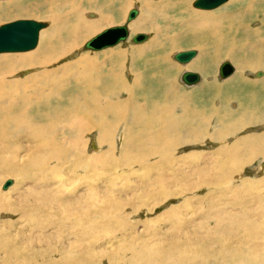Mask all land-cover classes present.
Returning a JSON list of instances; mask_svg holds the SVG:
<instances>
[{
    "label": "bare ground",
    "instance_id": "6f19581e",
    "mask_svg": "<svg viewBox=\"0 0 264 264\" xmlns=\"http://www.w3.org/2000/svg\"><path fill=\"white\" fill-rule=\"evenodd\" d=\"M99 1L100 0H48L47 3L49 7L46 9V14L48 16L46 14L45 15L51 22L50 27H53L54 25L57 26L58 24L60 26L71 24L65 32L67 36L63 45L64 49H60L59 53L53 54V52L50 51L51 46L46 44V42L44 43V41L42 40H40V43L38 41V47L36 46V50L32 52L9 51L6 53H0V69L7 68L13 65L19 69L21 74V82L20 84L16 85H13L10 82L0 78V114H2V112L4 111V118H6L7 115L10 116L16 108H22L19 109V111H17L14 115H12L10 117L11 120H9L13 121L16 119L22 121L23 119H25V117H27V113H30V110H32L30 108V110L27 109L30 104L26 106V103L29 102V100H31L30 102L32 104L30 106L34 107V105H41V103H44L46 100H49L50 102L57 99V97L52 95L51 89L57 88V84L62 80V78H56V72L59 69H55L54 65H56V62H58L65 54L71 52L69 58L72 56L73 48L71 46L70 39L75 43L80 44L83 39L90 35V33L96 31L97 28L93 26L95 22L96 24H101L105 21H111L110 16L105 15L103 12L97 9L99 8V6H97ZM142 1L149 6V10H152L153 8L161 10V8H164V2H167L169 0H165L163 2H157L153 0ZM225 2H227V0ZM143 3L141 4V6L143 9L142 12L144 13L146 5H144ZM182 3H184V1H182ZM157 4L160 5L157 7L155 6ZM60 9H63V13H59ZM135 9L138 10V15L139 9L136 7ZM92 11H96L99 17L95 20H88L87 18H85V16L88 17ZM5 12H2L0 15H4L7 13ZM220 14L222 15V13ZM128 15L126 21L121 24L127 25L126 28L128 34L130 28L135 32L142 29V27L145 28L147 26L148 23L146 19L141 17L142 14H139L138 18L134 20L133 23L130 22L135 19L137 15L130 21H128ZM204 15H210V17L214 16V14L211 15L208 13L201 14V16ZM217 16L220 17V15ZM205 18L207 17H203L204 20ZM211 21L214 22L213 20ZM215 21H218V19H215ZM47 23L49 24V22ZM243 25L242 27H240V29L245 28L243 27ZM231 26L232 25L229 26V32L233 34L237 31L239 32V30H237V27L235 30ZM43 28L40 31L42 32V36L46 37L48 36L46 33H48L50 35V38H53L55 31H48ZM56 29H58V27ZM104 30L97 33L89 40L95 38ZM137 34L138 33L131 37L130 40L132 42H134L132 38H134ZM127 37L129 38V35ZM89 40H87L85 44ZM149 40L145 41L147 42ZM65 43L67 44L65 45ZM84 46L81 47V50H83V52L80 53L81 55L87 54L88 52H91V50H99L109 47L106 46L103 48L95 49L84 48ZM77 52L79 53L80 50ZM104 53L108 52L104 51ZM196 57L197 55L192 57L187 62H178L187 64ZM242 59L243 58H240L235 61L237 66L234 72L238 71V69L239 71L236 72L237 74H231L232 79L230 78L231 80H228L229 82H231V85L232 82H237L245 77L243 74V70L246 69L245 66H247V62L245 63L244 61H242ZM221 63L219 64V66L221 65ZM262 63L263 61L256 63L254 65V68H263L264 63L263 66H260L262 65ZM71 67L72 64L70 63L69 68ZM25 69L31 70H26L28 74L23 75V71H25ZM63 69L65 71L66 67H63ZM185 71L196 72L193 70H184L182 72L181 80L185 85L193 86L201 81L202 75L198 73L199 81L197 83H186L182 78V75ZM256 75L260 76L257 82H262L264 84V71H258L256 72ZM61 100L63 101V99ZM111 101L109 103H111ZM113 103L111 104L114 105ZM52 105L54 106V104ZM69 105L71 107L73 106L72 99L69 100ZM164 105L167 104L165 103ZM64 107L67 108L66 105ZM181 108L183 110L184 107ZM100 109L103 110V108L101 107ZM102 110L100 111L102 112ZM116 110L117 109L113 111L116 112ZM104 111L105 110H103V112ZM110 112H112V110ZM230 113L231 112H229V114ZM52 114L53 117H55L53 118L55 121L52 123L50 129H46L51 130L49 132L56 133H51L52 137L54 135V139H52V137L50 139L42 138L45 133L41 134L40 132L38 134L39 131L33 132V126L31 125L32 127H28L27 125L25 126V134L27 133V135L22 133L23 140H21V137L20 140L28 144L30 140H35V142L37 143L42 138L43 141L40 143L43 144L42 149H30L29 152L30 155H32V159L27 158L29 156V153H27L26 155L20 150H16L15 152L11 153L12 156L10 155V159H12V162L20 165L21 168H23L22 170H25V172L29 170L32 176L27 175L26 178H22L21 175L24 172L21 173V170L19 171V169H17V165L14 168V165L9 166V164L7 165L9 166L8 168H5L6 166H4L5 169L3 168V171L6 172L4 174L5 176H13L17 179H15L14 182V179L12 178L13 183L10 185L11 187L5 190H3V185L7 179L3 182L2 186H0V216L2 215V217H0V242H4L6 246L7 264H27L26 262L29 258L34 264H113V261L116 257H120L123 255L127 257V260H130L131 263L129 264H157V262L165 264V261H167L168 259L170 260V262L168 261L169 263L167 264H178V260L174 258V255L177 254L178 250L176 249V245L183 246V250L185 249V246L187 247V249L193 247L196 251V249L199 250L205 244L206 247L201 251L203 252V256L199 260H191L190 264H264V192H260V186L264 188V184L262 183L263 179H261V176L264 175V165L261 169L259 168L260 172L256 177H246L242 174L240 175V177H237L234 180H231L230 178L228 180V183H226L227 179L225 178V175L220 172L222 170L223 173L229 174V172H227L226 170L232 169L236 172L240 170L242 168V165L237 166V163L243 156H247V152L245 150L243 151V149L247 146L241 149L239 146H237L241 142L239 143L237 141L238 144L235 145L236 141L233 142L231 140V143L234 144L231 146L229 145L230 147H227V144H225L219 147L215 152H208L210 156L216 157V164H220L219 173L213 172L211 174V171H203L190 174V172L194 171L195 167L189 166L193 162L189 163V158L185 159V157H187L188 155L185 153V155H182L179 158H175L173 156L175 151L179 147H181L180 144H177L176 140L174 142L172 140V142H168V140H165L170 143V145L171 143L174 144L172 145V149L169 144V149L165 145L163 148L161 147L162 149L160 147L149 149L145 145V147L139 148L134 153H132L131 148H125H128L129 145L131 146V139H135L136 137L133 138L134 135L130 137V133L128 137L127 129L123 128L127 133L122 130L123 132H121V135H119V137L121 136L120 139H122V144L125 146L122 150L120 149L119 152L121 153L120 156L124 161H121V164H116L113 163V161L110 162L109 159L112 160L114 156H117L116 154L118 151L115 147L117 142L116 134L118 125L109 127V139L107 138V140H109L108 150L104 151V153H101L100 147L95 142L96 144L91 149H88V153V146L86 147V144L90 136L89 135L87 137L90 123H86L84 118L79 116L80 114L73 109H70V111H66L64 109L62 112H60L58 111V108H54L52 109ZM231 115H233V113H231ZM227 118L230 119L229 116ZM136 119L137 118L133 120L130 118L132 122L136 121ZM223 119L225 120L224 117ZM111 120L113 122L119 121L114 118H111ZM235 120H237V118ZM98 123L100 124V122ZM131 123L130 126L132 127ZM104 124L105 123H103V125ZM1 126V130H6L9 127V123L7 124L6 122L5 125L2 124ZM222 127L224 126H221V128ZM228 127L229 126H227V128ZM59 128H62L64 130L62 132L65 133L62 141H57L55 137L57 136V134H59L57 133L58 131L56 132V130H59ZM28 131L30 132L28 133ZM43 131H46L49 134L47 130ZM100 131L102 132V130ZM260 131L262 132V130ZM263 132L262 134H264ZM13 133L14 132H12V135L15 134ZM33 133L37 134L35 136L36 138L32 137ZM222 134L223 133L221 132V135ZM256 134L254 136L255 138H258L259 136L257 137ZM257 135L260 134L258 133ZM14 136L11 137L14 138ZM50 136L51 135H49V137ZM3 137L1 138V140H3ZM6 137L9 139L8 135ZM17 137L19 138V136ZM194 137V140H196V136ZM29 138L30 140H28ZM14 140L18 141V139L15 138ZM9 141H7V143H9ZM64 142L68 144H66L67 146L65 147L62 146ZM133 143H136L135 140ZM157 143L158 142H155V144ZM13 144H15V142ZM194 144H196V141H194ZM259 144L263 147L264 143ZM21 145L23 146V144ZM6 147H8V145ZM83 148H85L84 151L82 150ZM14 149L16 148L14 147ZM69 149H71L77 157L73 156V159H67L71 155ZM250 149L249 151H251ZM68 152H70V155H68ZM194 153H196V151ZM253 153L255 154V152ZM148 154L151 155L150 159L154 160L153 162L152 160H148L150 162L143 160V157ZM5 156L7 155L5 154ZM156 156L160 157L157 159H153ZM196 157L197 156H195V158ZM231 158L235 159L236 164L231 161ZM125 160H129V162L127 163V161ZM229 160L231 162H229ZM196 161L202 163V158H200L199 160L197 159ZM123 163H126L127 168H120ZM179 163L188 164V168L179 166L177 167ZM3 165L2 163H0V166ZM196 166H198V164ZM31 170H35L37 174L33 176V172ZM171 174H176L177 178H173L171 180ZM1 179L2 177H0V180ZM235 180H237L238 182H236ZM213 181H216L217 184L213 183ZM235 183L241 184V186L233 187V184ZM187 184L188 186L186 187ZM204 184L207 185L208 188L203 197L202 186ZM194 186L195 188H193ZM180 193L183 200H181L179 206H182V208H172L168 209V211L157 214L156 210L159 206L165 205L164 202L169 197L177 196ZM200 197H203V199H201ZM115 208L118 210L115 214H113V212H115ZM214 208L217 209V211L214 210ZM143 212H145L146 214H151V216L149 215L150 218L147 217L143 219ZM160 214L162 215V217L160 216ZM11 217H15L14 221ZM177 219L179 222H177L176 224L179 225L180 223H184V225L187 224L188 226V228L184 230L183 233H179L177 236H175H179L181 239H176L175 241L173 237H168L169 234H166V232L163 233L158 231V227H161L163 225L161 223L163 222V220H168L170 223H172ZM109 222L116 223V227H114V225H109L107 227V223ZM167 228L168 224H165L163 226V229ZM116 232L119 233H117L118 236L112 235ZM125 235H129V238H124ZM122 240H126V242L128 243L120 245L119 243ZM64 243L65 246L63 245ZM159 244L161 245V247H159ZM53 248L55 257H52L53 260H50L49 256L51 254L48 256L45 255L47 251H51V249ZM14 251H16L18 255L22 256L10 258L8 254ZM255 251H257V253H252ZM223 252L231 254H228L226 256L222 254ZM129 253H134L136 256H131L129 255ZM40 256H43V262L37 261Z\"/></svg>",
    "mask_w": 264,
    "mask_h": 264
},
{
    "label": "rangeland",
    "instance_id": "374dc122",
    "mask_svg": "<svg viewBox=\"0 0 264 264\" xmlns=\"http://www.w3.org/2000/svg\"><path fill=\"white\" fill-rule=\"evenodd\" d=\"M153 1L163 2L165 0ZM182 1H184V3H182ZM193 1L194 0H169L167 2H164L163 4V9L165 10L164 11L162 8L161 10L157 8L149 10V6L146 5L145 2L143 3L142 0H100L97 5L99 6V8L97 9L103 12L105 15L110 16L111 21H105L101 24H96L95 22L93 26L97 28L96 31L90 33V35L85 39H83V37V40L80 44L75 43L70 39L71 46L73 48L72 56L69 58L71 53L69 52L62 56V58L58 62H56V65H54L55 69H59L56 72V78H62V80L57 84V88L51 89L52 95L57 97V99L50 102L49 100H46L44 103L42 102L44 105L41 103V105H34V107L30 106L32 104L30 102L31 100H29V102L26 103V106L30 104L27 109L30 108L32 110L29 109L30 113H27V117H25V119H23L22 121L16 119L13 121H9L11 120L10 117L22 108H16L17 110L15 109L12 112L13 114L11 113L10 116L7 115L6 118H4L3 116L5 112L2 110L4 113L2 112V114H0V126L2 124L5 125L7 122V124L9 123V127L8 129H6L7 131L1 130L2 126L0 127V133H2L3 131V133L0 134V153L2 152L0 154V163H2V165L4 164L3 166H0V169H2L0 170V177H2V179L0 180V186H2L3 182L7 178H13L14 182L16 179L13 176L4 175L6 173L5 171H3L4 166H6L5 168H8L9 166L14 165L13 167L15 168V166L17 165V169H19V171L21 170V173L24 172L21 175L22 178H26L27 175H31L28 169V171L25 172V170H22L23 168H21L20 165L12 162V159H10V155L12 156V152L20 150L26 155L27 153H29V156L26 157L32 159V155H30L29 150L33 148L42 149L43 144H40L43 141L42 138L50 139L52 137V134H56L53 132H49L51 130H48L50 129L52 123L55 121L53 119L55 117H53L52 114V109L54 108H58V111L60 112H62L64 109L66 111H70V109H73L80 114L79 116L84 118L86 123H90L89 131L87 132V137L90 135L88 138L89 140L86 144V147L88 146L87 152L88 149H91L96 143L100 147L101 153H104V151L108 150L109 140H107V138L109 139V127L118 125L116 134L117 142L115 147L118 151L116 154L118 157L114 156L112 160L109 159L110 162L113 161V163L121 164V161H124L120 156L121 153L119 152V150H122L125 145L122 144V139H120L121 136L119 137V135H121V132L123 131L127 133L126 130L123 129L125 128L128 131V137L129 133L130 137H132L133 135V138L136 137L135 139H131V146L129 145L128 148H125H131L132 153H134L139 148L145 147V145L149 149L156 147L163 148L164 145L169 149L170 143L168 142H174L176 140L177 144H180L181 147H179L180 145L178 146L180 149L178 148L173 156L175 158H179L182 155H185V153L188 155L187 157H185V159L189 158V163L193 162L189 166L195 167L194 171L190 172V174L203 171H211V174L213 172L219 173L220 164L217 165L216 157L210 156L208 152H215L219 147L225 144H227V147H230L234 144L231 143L232 141H236L235 145H237L238 142H241L237 145L241 149L247 146L243 149V151L245 150L247 152V156H243L241 159L238 158L239 161L237 163V166L242 165V168L237 172L232 169L226 170L227 172H229V174L223 173L222 170L220 172L225 175V178L227 179L226 183H228V180L230 178L231 180H234L237 177H240V175L242 174L246 177H256L260 172V169L264 165V144L263 147L259 144L264 143V134H262V132L264 131V86L262 85L264 84L262 82H257L260 76L256 75V72L264 71V67L261 69L254 68V65L256 63H259L260 61H263L264 63V0H228L224 4L214 9L205 10L194 7ZM47 2L48 0H0V14L5 11L7 12H5L6 14L4 15H0V25L21 18H32L49 22L48 26L43 29H46L48 31H55V34L53 38H50V35L48 33H46L48 36L45 37L42 36V32H40L39 43L40 40L44 41V43L46 42V44L51 46L50 51H52L53 54H57L59 53L60 49H64L63 45L67 36L65 32L71 24L65 26H60L58 24L57 26L54 25L53 27H50L51 22L46 17V9L49 7ZM142 3L146 5L144 13L142 12ZM159 5L160 4H157L155 6L158 7ZM135 7L139 9V13L137 17H135V19H133L130 23H133V21L138 18L139 14H142L141 17L146 19L148 23L145 28L142 27V29L135 32L130 28L129 38L127 40L115 44L114 46H109L99 50H91V52H88L87 54H80L81 52H83V50H81V47L84 46L87 40L108 27L123 24L126 21L128 12ZM212 12L214 16H201L202 13L213 15ZM59 13H63V9H60ZM220 13H222V15ZM217 15H220V17ZM98 17L99 16L96 11H92L88 17L85 16V18H87L88 20H95ZM203 17L207 18H205L204 20ZM215 19H218V21H215ZM230 25H232L231 27H233L235 30L237 27V30H239V32L237 31L234 34L229 32ZM242 25L245 28L240 29ZM57 27L58 29H56ZM141 32L148 34V38L146 40H150L147 42L144 40L142 41V43H134L130 40L133 35ZM66 44L67 43H65V45ZM36 48L24 52H32L35 51ZM192 48L197 49L198 54L197 57L193 58V60H191L189 63L182 64L173 58L175 52ZM79 50L80 52L78 53L77 51ZM104 51H107L108 53H104ZM240 58H243L242 61H244L245 63L247 62V66L249 65L248 67L245 66L246 69L243 70L245 79L243 78L244 80L241 79L237 82H232L231 85V82L229 81L232 79V75L238 72L239 69L238 71L233 72L232 75L228 76L227 78L221 79V77L218 75V67L222 61L230 60L236 68L237 65L235 61ZM70 63L72 64L71 68H69ZM263 63L260 66H263ZM63 67H66L65 71ZM26 70L30 71L31 69H25V71H23V75L28 74ZM184 70H193L200 73L202 75L201 81L193 86L185 85L181 80V74ZM20 75L21 74L19 69L13 65L7 68L0 69V78L10 82L13 85L20 84ZM61 99H63V101ZM70 99H72V107L69 105ZM110 101L111 103L114 102V105L109 103ZM51 103L54 104V106ZM165 103L167 105H164ZM65 105L67 108L64 107ZM102 105L107 108H104ZM100 107L105 110V114L103 110L100 109ZM181 107H184L183 110ZM114 108L119 110H116L115 112L113 111L115 110ZM100 110H102V112ZM111 110L114 115L112 112H110ZM229 112L233 113V115H231V113L229 114ZM259 114L261 115V117ZM221 116H223L225 120ZM226 116H229L230 119H228ZM235 117L237 118V120H235ZM111 118L119 121L113 122ZM130 118L133 120H135V118L137 119L136 121L132 122ZM123 119L127 120L124 121ZM98 122H100V124ZM140 122L143 124H141ZM103 123L105 124L103 125ZM130 123L132 127L130 126ZM38 124L41 126H39ZM27 125L28 127L33 126V132L39 131L38 134L40 132L41 134L45 133L41 140H39L37 143L35 142V140H30V138L28 139L30 140L28 144L21 141L23 140L22 136L23 134H25V126ZM221 126L224 127L221 128ZM227 126H229L230 128H227ZM235 127H237L238 129ZM41 128L43 130H47L49 134L46 131H43ZM100 130H102V132ZM260 130H262V132ZM62 131H64L62 128L56 130V132L59 133L57 134V136H55L57 141H62L63 136L65 135V133ZM12 132L15 133H13L15 136L12 135ZM29 132L30 131H28V133ZM221 132L223 133L222 135ZM203 133L205 136L203 135ZM256 133H259L263 137L257 135ZM255 134L257 137H259L255 138ZM7 135L9 139L6 137ZM25 135H27V133ZM36 135L37 134L33 133L32 137L36 138ZM49 135L51 136L49 137ZM11 136H14V138L18 139V141L14 140V138ZM17 136H19V138ZM194 136H196V140H194ZM2 137L3 140H1ZM52 139H54V135ZM6 140H10L11 142L9 141V143H7ZM134 140L136 142L135 144L133 143ZM165 140H168V142ZM194 141H196V144H194ZM14 142L15 144H13ZM155 142L158 143L155 144ZM20 143L23 144L24 147ZM66 144L67 143L64 142L62 146L65 147L68 145ZM4 145H8L9 149ZM172 145L174 144L171 143V149L173 147ZM3 146L5 147V149ZM14 147L16 149H14ZM248 148H251V151H249ZM82 150L84 151L85 148H83ZM69 151L71 152V155L70 152H68V155L70 156L67 159L71 160L73 159V156L77 157L71 149H69ZM195 151L196 153H194ZM253 152H255V154ZM5 154L8 157L5 156ZM149 155L150 154L145 155L143 157V160H152L150 159L151 155ZM195 156L197 157L195 158ZM159 157L160 156H156L153 159H157ZM194 158L196 160L202 158V163H199ZM125 161H127V163L129 162V160ZM153 161L154 160H152V162ZM231 161L236 164L235 159L231 158ZM231 161L229 160V162ZM197 164L198 166H196ZM178 166L188 168V164L179 163L177 167ZM120 168H127L126 163H123ZM31 171L33 172H31L33 176L37 174L35 170ZM263 177L264 175L261 176V179H263L262 183L264 184ZM173 178H177V175L171 174V180ZM235 181L238 182L237 180ZM213 183L217 184L216 181H213ZM233 185V187L241 186V184L238 183H235ZM187 186L188 184L186 185V187ZM193 188H195V186ZM207 188L208 186L205 184L202 186L203 197L206 193ZM260 192H264V188H262L261 186ZM174 197H169L164 202L165 205L159 206L156 210L157 214L163 213L172 208H182V206H179L181 200H183L181 193ZM203 197L200 198L203 199ZM117 210L118 209L115 208V212H113V214H115ZM214 210L217 211V209L215 208ZM149 215L151 216V214H146L145 212H143V219L147 217L150 218ZM160 216L162 217L161 214ZM0 217H2V215ZM11 218L14 221L15 217ZM173 222L170 223L168 220H163V222H161L163 225L161 227H158V231L163 233L166 232V234H169L168 237H173L176 241V239L181 238L179 236H175H177L179 233H183V231L186 230L188 226L187 224L184 225V223H180L179 225L176 224L177 222H179L178 219L174 220ZM109 223H107V227L109 225H114V227H116V223ZM165 224H168L167 229H163V226ZM117 233L118 232L112 235L118 236L119 233ZM124 238L128 239L129 235H125ZM124 243L128 242H126V240H122L119 244L122 245ZM63 245L65 246V243ZM4 246V242H0V264H7V252L6 246ZM159 247H161L160 244ZM205 247L206 244L199 250L196 249V251H198L196 252L193 247L187 249V247L185 246V249L183 250V246L176 245V249L178 250L177 254L174 255V258L178 260V264H190L191 260H199L203 256V252L201 251ZM252 253H257V251ZM222 254L227 256L231 253L227 254L226 252H223ZM48 255H50L49 259L53 260L52 257H55L54 248L51 249V251L46 252L45 256ZM129 255L134 256L135 254L129 253ZM8 256L10 258H16L22 255H18L17 252L14 251L10 252ZM126 258L127 257L124 255L116 257L113 262L115 264L131 263L130 260H127ZM37 261L43 262V256H40ZM168 261L170 262V260L168 259L167 261H165V264L169 263ZM26 263L31 264L32 260L29 258L27 259ZM157 264L161 263L157 262Z\"/></svg>",
    "mask_w": 264,
    "mask_h": 264
},
{
    "label": "water",
    "instance_id": "95a60500",
    "mask_svg": "<svg viewBox=\"0 0 264 264\" xmlns=\"http://www.w3.org/2000/svg\"><path fill=\"white\" fill-rule=\"evenodd\" d=\"M226 0H194L193 6L201 9H213L224 3ZM228 1V0H227ZM137 9H131L128 15V21L137 15ZM47 21L32 18H21L6 22L0 25V53L9 51H27L37 46L40 31L47 26ZM127 25H118L105 29L95 38L89 40L84 48H103L110 45L118 44L127 40ZM148 38V35L141 32L133 39L134 42H142ZM197 55L196 49L179 51L174 54V59L180 62H187ZM235 71V65L226 60L219 66V76L226 78ZM183 80L188 84H195L199 81L198 72L185 71L182 75ZM13 183L12 178H7L3 189L9 188Z\"/></svg>",
    "mask_w": 264,
    "mask_h": 264
}]
</instances>
